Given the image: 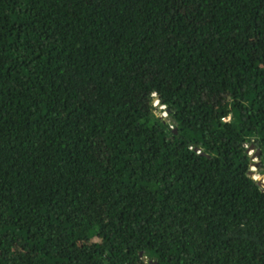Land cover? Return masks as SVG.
<instances>
[{
	"label": "trees",
	"instance_id": "1",
	"mask_svg": "<svg viewBox=\"0 0 264 264\" xmlns=\"http://www.w3.org/2000/svg\"><path fill=\"white\" fill-rule=\"evenodd\" d=\"M254 174L264 0H0V264H264Z\"/></svg>",
	"mask_w": 264,
	"mask_h": 264
},
{
	"label": "rangeland",
	"instance_id": "2",
	"mask_svg": "<svg viewBox=\"0 0 264 264\" xmlns=\"http://www.w3.org/2000/svg\"><path fill=\"white\" fill-rule=\"evenodd\" d=\"M154 104H155V105H156V104L159 105V103H158V99H157V98L154 99ZM161 108H163V106H159L158 111L162 110V111H161V112H162V115L165 116V114H166V110L161 109ZM250 152L252 153V151L249 150V153H250ZM252 169L255 170V169H256V166L253 165V166H252ZM254 177H255L256 179H258V180H260V178H264V176H261V175H258V174H254Z\"/></svg>",
	"mask_w": 264,
	"mask_h": 264
},
{
	"label": "water",
	"instance_id": "3",
	"mask_svg": "<svg viewBox=\"0 0 264 264\" xmlns=\"http://www.w3.org/2000/svg\"><path fill=\"white\" fill-rule=\"evenodd\" d=\"M258 183H259L260 185H264V178H260V180L258 181Z\"/></svg>",
	"mask_w": 264,
	"mask_h": 264
},
{
	"label": "built area",
	"instance_id": "4",
	"mask_svg": "<svg viewBox=\"0 0 264 264\" xmlns=\"http://www.w3.org/2000/svg\"><path fill=\"white\" fill-rule=\"evenodd\" d=\"M167 115V113L165 114V116Z\"/></svg>",
	"mask_w": 264,
	"mask_h": 264
},
{
	"label": "clouds",
	"instance_id": "5",
	"mask_svg": "<svg viewBox=\"0 0 264 264\" xmlns=\"http://www.w3.org/2000/svg\"><path fill=\"white\" fill-rule=\"evenodd\" d=\"M156 105H158V104H156Z\"/></svg>",
	"mask_w": 264,
	"mask_h": 264
}]
</instances>
